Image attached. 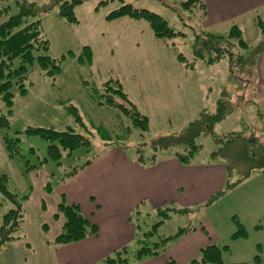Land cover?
Masks as SVG:
<instances>
[{"label":"rangeland","instance_id":"obj_1","mask_svg":"<svg viewBox=\"0 0 264 264\" xmlns=\"http://www.w3.org/2000/svg\"><path fill=\"white\" fill-rule=\"evenodd\" d=\"M27 1L40 5L49 2ZM104 1L108 3L102 4ZM123 1H86L75 10L78 24L63 19L57 7L37 18L41 21L43 36L49 42L47 55L54 59L65 58L56 75L44 72L36 64L30 71L26 95L21 96L14 90L16 95L10 116L11 126L7 132L11 138L18 136L21 139L19 153L13 157L9 155L4 141L7 132L0 131L5 152L12 158H7L4 148L0 147V161L10 176L9 189L19 197L30 194L25 200L27 211L23 229L28 232L27 240L34 247H38L52 233L58 234L62 230L63 217L57 216L60 199L54 192L57 183L93 159L110 142H122L130 155H143L150 159L154 155L160 158L183 153V146L155 149L154 145H158L163 138L178 135L203 110L215 112L218 102L224 99L230 105V113L216 125L214 135L197 139L202 149L193 157L192 164L223 161L221 156H212L222 146L216 138L233 132H242L246 137L254 138L252 141H257L264 149V109L255 97L259 94L257 59L264 46V27L249 25L247 21H234L220 29H213L206 26L203 10L198 7L194 13L184 10L180 4L184 0ZM123 3L157 13L181 35L160 39L155 37L149 22L145 20L130 17L108 20L107 16ZM233 24L243 28V39L249 45L248 48L241 46L238 38H231L229 43H225L226 40L220 43L235 54L234 68L229 57L208 63L206 58L209 55L202 58L196 54L197 47L205 50L208 34L228 38ZM87 46L92 52V63L87 61L89 55L84 54ZM258 49L259 54L252 55ZM179 55L186 60H179ZM109 80H119L138 111L148 116V132L144 133L134 126L132 119L122 112L100 105V94L105 90L104 83ZM69 106L77 108L85 126L76 123L67 112ZM0 110L7 113V107L1 101ZM37 127L58 131L74 128L87 144L76 149L71 157H67L68 151L64 152L65 156L58 164L49 156L48 140L40 135L28 136L23 133L28 128ZM227 153L228 158L238 155L229 150ZM233 170L229 179L236 182L241 173L238 169ZM48 183L54 187L52 192L46 189ZM212 203L211 208L206 205L202 209H193L194 214L170 213L171 218L157 228V236L174 235L180 228L208 220L216 226L221 238H225L226 222L232 221L237 213L245 220L243 225L249 236L231 246L232 250L224 254V262L253 264L258 255L263 260L260 264H264V172L255 171L230 190L227 188L225 194ZM4 205L1 212L9 210V202L5 200ZM139 211L140 214L134 211L132 215L135 223L143 227L142 232L161 221L159 211L151 212L147 207ZM238 219L234 218L232 223L235 224L234 231L237 230ZM258 226L261 229H257ZM258 245H261V250H258ZM126 247L131 264H140L141 261L134 258L139 247L137 240ZM4 253H1L0 259ZM53 264H56L55 261Z\"/></svg>","mask_w":264,"mask_h":264},{"label":"trees","instance_id":"obj_2","mask_svg":"<svg viewBox=\"0 0 264 264\" xmlns=\"http://www.w3.org/2000/svg\"><path fill=\"white\" fill-rule=\"evenodd\" d=\"M88 0H49L47 4L40 5L35 2H28L27 0H0V101L7 107V113L0 110V131L10 130L11 122L10 116L13 113V105L15 101L14 90L17 94L24 96L28 92V84L30 82V71L37 64L41 70L50 75H56L61 70V64L65 57L61 59H54L47 55L49 50V42L43 36L41 30V21L39 18L42 14L48 13L51 8L57 7L59 15L71 24H78L79 20L76 15V8L84 4ZM122 2H124L122 0ZM108 1L102 2L107 4ZM182 8L188 12H193L195 8L203 10L206 15V4L203 0H184L180 3ZM194 13V12H193ZM125 17H130L135 20H145L149 22L155 37L160 39L173 38L181 35V32H176L169 26L168 21L162 16L146 9H138L132 4L123 3V5L111 12L108 20H117ZM260 26L264 27L262 21ZM209 38L207 44L204 46L205 50L196 48V54L199 57L206 58L208 63L219 61L222 58L229 57L232 68L235 66L234 53L225 49L220 45L222 41L229 43L231 38H238L241 46L248 48L249 45L243 39V32L234 26L228 38L208 34ZM228 41V42H227ZM197 46L199 41L196 42ZM253 52L252 55H258ZM264 51V46L261 51ZM84 54H88V63H92V52L90 47L84 48ZM84 60V58L79 57ZM179 60L185 61L183 55H179ZM84 61V62H87ZM248 62V61H247ZM253 74V71L250 75ZM104 92L100 94V105H107L110 109L118 110L124 115L129 116L134 126L140 128L141 131H149V119L141 114L137 107L130 101L127 94L123 91L122 85L118 80H109L104 84ZM245 102V98L242 99ZM243 104V103H242ZM257 105V104H256ZM67 112L73 116L76 123L84 125L83 119L78 110L74 106H69ZM230 113V105L224 99L218 102L215 112L202 111L199 117L191 122L178 135H172L160 140L158 145H154L155 149H171L175 146H183V153H176V156L183 163H190L193 157L197 155L202 149L201 145L197 144V139L202 136L214 135V129L217 124L221 123ZM85 126V125H84ZM24 134L40 135L50 142L48 147L49 156L58 164H61L64 152H67V157L72 156V153L87 144V141L82 135L76 133L74 128H68L66 131H58L49 128H28L23 132ZM20 133H17L19 135ZM254 139V138H253ZM253 139L246 137L242 132H233L223 137H217L216 141L222 146L212 153L214 158L221 156L228 171V181L225 189L215 194L208 204H213L217 198L225 194V190H229L238 185L245 179L249 178L255 171L264 172V149ZM4 141L7 151L11 157L19 153V143L21 139L17 136L15 139L11 138L8 132L4 135ZM141 148V147H139ZM237 149L238 152H237ZM231 153H238L236 157L228 158L227 151ZM139 161L144 164V156H139ZM156 155L151 158V163L154 162ZM92 161H86L82 166L70 172L66 178L72 177L78 171ZM238 169L241 176L236 182H231L230 174ZM46 189L53 191L51 183L47 184ZM0 194L5 200L11 201L15 206L6 212L0 219V254L6 245L10 242L20 240L23 236V226L26 222L25 214L22 208V202L27 200L30 194L19 197V195L9 189V177L0 174ZM21 205V208H19ZM159 216H162L161 221L154 224L151 229L142 232L144 229L137 224V242L138 249L134 255L136 260H144L146 258L158 257L166 252L170 244L179 239L183 234L193 230L192 227L180 228L179 231L170 236H157V228L160 227L167 219H169L170 212H175L172 208L160 209ZM181 214H189L188 210H176ZM136 214H140L136 210ZM58 217H63L64 223L61 233L57 236L54 243L57 246L68 245L72 243L81 242L90 236H96L99 233V228L88 217L84 216L79 204H69L64 195H61L58 205ZM133 216V215H132ZM134 218V217H133ZM135 221V220H134ZM237 230L233 234L234 239H247L249 233L244 225L239 221L236 222ZM229 250V247H219L211 245L201 252L199 259L193 260L190 264H226L224 262L223 253ZM128 248L123 247L113 254L107 256L101 262L96 264H131L128 257ZM261 259L257 255L255 263L260 264ZM1 263V259H0ZM167 264H179L174 260H169ZM231 264H250V263H231Z\"/></svg>","mask_w":264,"mask_h":264},{"label":"crops","instance_id":"obj_3","mask_svg":"<svg viewBox=\"0 0 264 264\" xmlns=\"http://www.w3.org/2000/svg\"><path fill=\"white\" fill-rule=\"evenodd\" d=\"M203 1L206 4L205 24L213 29H220L234 21H247L249 25L257 27L260 26V21L264 23V0ZM234 25L239 26L233 24L230 28L232 29ZM238 28L243 29L241 26ZM256 83L259 94L255 97L264 109V51L257 59ZM0 147L4 148L5 152L1 140ZM6 156L12 159L7 153ZM139 158L138 155L128 153L126 144L110 142L93 157L90 164L80 169L74 176L65 177L57 183L55 194L59 199L64 195L69 204H79L84 216L98 226V235L90 236L81 242L57 246L54 241L62 231L63 219L58 234L52 233L38 247H34L27 240L28 232L23 229L24 236L20 240L8 243L3 249L2 252L5 253L0 264H53L54 261L56 264L99 263L137 240V224L132 216L134 211L144 207L151 212L172 208L175 212L170 213L186 209L194 214L193 209L206 207L207 202L215 194L225 189L228 181V171L223 161L187 164L181 162L176 154H170L160 158L156 155L153 163L150 158H144L145 162L142 164ZM0 174L10 177L1 161ZM8 202L11 210L15 204ZM4 204L5 199L0 194V219L6 213L1 212ZM25 204L26 201L22 202L24 214L27 211ZM213 205H209V208ZM237 217L240 223L244 224L245 220L243 221L236 213L232 221L230 219L227 224L225 223L227 227L225 238H221L216 226L208 220L190 225L193 230L173 241L165 253L158 257L146 258L140 264H167L169 260L179 264H190L193 260L199 259L201 252L211 245L229 247V250L223 253L224 258V254L232 250L231 246L234 243L245 240L233 238L236 231L235 224L232 223ZM257 229H261V226ZM42 243L47 245H41ZM258 250H261V245H258ZM260 259L262 263L263 260Z\"/></svg>","mask_w":264,"mask_h":264},{"label":"water","instance_id":"obj_4","mask_svg":"<svg viewBox=\"0 0 264 264\" xmlns=\"http://www.w3.org/2000/svg\"><path fill=\"white\" fill-rule=\"evenodd\" d=\"M19 208H21V205H19Z\"/></svg>","mask_w":264,"mask_h":264}]
</instances>
